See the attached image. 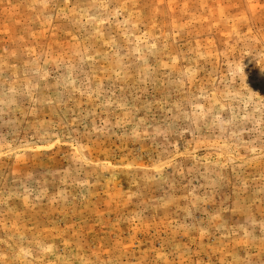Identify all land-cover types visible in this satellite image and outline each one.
Instances as JSON below:
<instances>
[{
    "label": "rangeland",
    "instance_id": "rangeland-1",
    "mask_svg": "<svg viewBox=\"0 0 264 264\" xmlns=\"http://www.w3.org/2000/svg\"><path fill=\"white\" fill-rule=\"evenodd\" d=\"M0 264H264V0H0Z\"/></svg>",
    "mask_w": 264,
    "mask_h": 264
}]
</instances>
